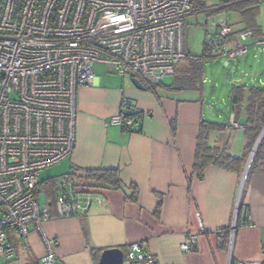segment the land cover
Instances as JSON below:
<instances>
[{
	"label": "crops",
	"instance_id": "0c3cea01",
	"mask_svg": "<svg viewBox=\"0 0 264 264\" xmlns=\"http://www.w3.org/2000/svg\"><path fill=\"white\" fill-rule=\"evenodd\" d=\"M234 14L240 27L232 28L233 31H243L241 17ZM255 20L258 33L243 41L247 47L245 54L233 61L218 56L224 60V66L237 65L235 72L244 76L231 77L228 83L223 80L228 88L221 91L222 100L217 99L220 96L216 94V84L205 91L203 76L201 85L194 90H146L142 85L141 91L132 85L133 77L119 78L105 68L100 76L94 74L90 85L80 87L76 94L75 144L71 156L62 161L67 162L68 173L118 170L121 188L88 187L98 197L93 199L87 213L80 219H61L55 216L53 183L52 196L51 187L44 183L40 191L49 219L41 224L40 232L29 226L25 238L7 230L14 255L0 256V264H41L48 252L53 254L55 264H98L94 256L98 254L99 259L103 250L118 248L124 255L134 244L151 255L154 264L261 261L264 172L248 173L251 162L245 171L250 152L236 171L209 164L203 178L198 180L193 170L201 122L223 125L222 129L208 133V146H226L228 153H233L231 156L243 155L248 90L264 88V44L254 42L256 39L264 42V1ZM228 47L232 49L233 45L229 42ZM179 65L170 81L161 83L171 85L183 66ZM237 90L242 95L235 106L231 97ZM122 98L129 101L132 112L137 114L136 130L126 131L110 122ZM232 118L240 128L229 126ZM133 189L135 199L130 200ZM239 207L242 222L237 225ZM196 213L204 232L198 226ZM234 220L232 238L228 233H214L219 228H230ZM189 234L197 236L196 244L183 253L180 245ZM45 240L50 242L49 248Z\"/></svg>",
	"mask_w": 264,
	"mask_h": 264
},
{
	"label": "built area",
	"instance_id": "2783aa9c",
	"mask_svg": "<svg viewBox=\"0 0 264 264\" xmlns=\"http://www.w3.org/2000/svg\"><path fill=\"white\" fill-rule=\"evenodd\" d=\"M193 0H1L0 2V256L14 249L6 231L25 238L49 219L36 190L41 171L71 156L75 144L76 94L94 79L92 66L119 78L131 76L150 87L174 76L186 58L185 20ZM251 31L235 32L219 22L206 47L232 61L245 54ZM229 42L233 45L229 49ZM255 44H264L256 39ZM194 62L200 59L191 57ZM129 101L122 98L111 124L135 129ZM233 129L240 125L232 118ZM55 216H84L98 195L68 176L53 179ZM201 232L200 216L195 214ZM247 224V223H245ZM236 226L216 235L232 238ZM197 236H185L183 253ZM49 248L50 242L45 240ZM41 264H55L48 252ZM122 264H154L138 244L130 245ZM235 264H264L261 261Z\"/></svg>",
	"mask_w": 264,
	"mask_h": 264
},
{
	"label": "trees",
	"instance_id": "16d2710c",
	"mask_svg": "<svg viewBox=\"0 0 264 264\" xmlns=\"http://www.w3.org/2000/svg\"><path fill=\"white\" fill-rule=\"evenodd\" d=\"M207 0H193V12H199L205 9V2ZM217 5L211 12H233L237 13L245 25L244 30L251 31L253 37L257 36L258 26L256 24V15L258 12L259 5L264 0H215ZM213 36V35H212ZM211 36V37H212ZM208 39V34L205 35V41L203 43V50L201 57H196L200 59V62H194L191 60L193 56H187L188 63L180 68L179 74L175 75L172 80L171 85H164V83H159L152 85L150 87L145 86V89L152 90L156 88H162L171 91H181V90H191L197 89L201 85L202 67L201 62L205 59H215L218 58L206 47V41ZM185 58V59H186ZM178 71V70H177ZM241 89L243 86H240ZM242 95L241 90L233 93L231 97L232 104L239 105L241 101L239 95ZM248 104L246 105V118L244 122V134L246 137V144L244 147L243 155L239 157H233L228 153L226 146L222 147H210L208 146V133L211 131H217L222 129L223 125L218 123H208L201 122L199 127V136L197 141V146L195 150L193 170L196 173L198 180H201L204 175V169L207 165L212 164L218 167L230 171H236L243 166L247 155L249 154L254 142L256 141L259 133L264 127V88H250L248 90ZM131 117L136 121L137 114H131ZM172 132L174 130V124H171ZM262 171L264 172V135L261 138L254 156L252 158L249 171L250 172ZM66 176L74 180L76 184L85 187H95V188H107V189H120L121 182L119 178L118 170H71ZM52 180L44 182L49 185V194L53 195L52 190ZM44 183H39L36 194L42 189ZM134 190V189H133ZM130 200L135 199V190L133 194L129 197ZM242 208L239 207L237 214V225L242 222ZM96 263L98 262V254L94 256Z\"/></svg>",
	"mask_w": 264,
	"mask_h": 264
},
{
	"label": "rangeland",
	"instance_id": "374dc122",
	"mask_svg": "<svg viewBox=\"0 0 264 264\" xmlns=\"http://www.w3.org/2000/svg\"><path fill=\"white\" fill-rule=\"evenodd\" d=\"M217 1L207 0L205 2V9L199 12H194L188 16L185 20L184 27V51L187 56L201 57L203 50V43L205 41V35L208 34V38H211L213 34L216 33L217 24L219 22H227L232 28L238 29L240 27V22L238 21V16L233 12H211ZM188 59H183L179 66L186 65ZM202 67V76L204 78V87L205 91H208L210 87L216 84V94L220 97H217L218 101L222 100L223 93L222 90L228 88L227 83L231 77H244L239 74V71L235 72V66L229 65L224 66V60L221 57L215 59H205L200 63ZM104 67L99 65L92 66V72L95 75L100 76L103 74ZM246 77L245 79H247ZM226 79L227 83L224 85L223 80ZM170 80L167 79L164 82L167 83ZM224 107H221L223 110ZM226 118V115H225ZM216 120L217 118L214 117ZM223 121V119L221 120ZM234 149V147H233ZM229 150V149H227ZM230 152V151H228ZM233 154V153H230ZM69 171L66 161H62L59 164L47 168L40 172L39 182H46L48 180L58 179L65 176ZM44 194L39 191L38 200L40 203L44 201Z\"/></svg>",
	"mask_w": 264,
	"mask_h": 264
},
{
	"label": "water",
	"instance_id": "95a60500",
	"mask_svg": "<svg viewBox=\"0 0 264 264\" xmlns=\"http://www.w3.org/2000/svg\"><path fill=\"white\" fill-rule=\"evenodd\" d=\"M225 80L224 79V83H225ZM131 83L132 85L138 89V90H141L143 91L144 90V87L142 86V84L135 78H133L131 80ZM136 130V129H135ZM264 135V127L262 128L261 132L259 133L251 151H250V154H249V157L247 159V163H246V166H245V171L248 169V166L251 162V159L256 151V148L261 140V138L263 137ZM122 259H123V254H122V251L118 248H111V249H106V250H103L99 256V259H98V264H122Z\"/></svg>",
	"mask_w": 264,
	"mask_h": 264
}]
</instances>
